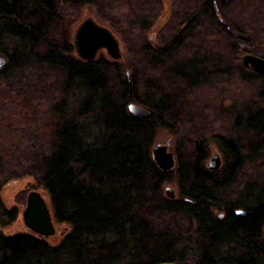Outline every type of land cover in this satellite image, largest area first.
<instances>
[{"label": "trees", "instance_id": "trees-1", "mask_svg": "<svg viewBox=\"0 0 264 264\" xmlns=\"http://www.w3.org/2000/svg\"><path fill=\"white\" fill-rule=\"evenodd\" d=\"M174 1V21L155 48L145 36L158 0H0V193L31 178L55 222L70 228L54 244L0 233V264H264V78L233 63L244 41L219 24L211 0ZM232 3L220 6L224 19L237 36L258 33L245 44L264 60V0ZM96 5L99 22L135 40L123 63L74 56L72 27ZM230 6L245 10L233 16ZM110 10L126 21L106 20ZM211 39L227 43L233 58L188 50ZM126 72L147 119L127 111ZM232 75L250 94L229 109L222 99L211 108L228 118V132L179 136L187 100L200 89L223 93L218 87ZM24 102L45 107L33 110L30 127L11 114ZM161 132L179 136L174 173L151 157ZM211 143L221 155L213 172L206 169ZM170 183L173 201L161 195ZM17 216L0 196V226Z\"/></svg>", "mask_w": 264, "mask_h": 264}, {"label": "rangeland", "instance_id": "rangeland-1", "mask_svg": "<svg viewBox=\"0 0 264 264\" xmlns=\"http://www.w3.org/2000/svg\"><path fill=\"white\" fill-rule=\"evenodd\" d=\"M249 1L253 2V0H249ZM174 2H175L174 0H158V7L156 6L153 8L155 13L152 11L151 16H149V18L153 19V17L155 16L154 17L155 20H154L153 26L150 28L149 32L145 36L146 41L150 44V46L155 47V48L159 46V39L161 38V33L164 32L165 28H169L171 23L174 21V14L172 12V7L174 6ZM230 2L232 3V0H211V5L215 7V10L217 9L220 10L221 5L228 4V3L230 4ZM97 5L95 6L94 9L92 7H85L83 8V10H81L78 23L72 27L71 38L73 37V33L76 30L77 26L84 19L91 18L99 26H102L108 29L113 34L115 40L118 43L119 54H120L119 59L113 60L108 56L105 50H102V51L97 52L95 59L101 56L110 62L123 63L125 60V57L127 55L129 56L128 50L133 49L134 51V49L136 48L135 46L136 43L135 45L133 43L135 40L131 38V35L128 32V29L127 30L125 29L122 35L120 34L118 35L117 33H114L111 27L107 25L104 21L99 22L97 20V16L100 18L102 17L97 8ZM230 7L227 8L226 10L228 11L227 13L232 14L233 16L236 13L237 15H239V13H242L245 10L243 8L238 9V8H232V7L230 8ZM105 15H108L106 20L109 21V20L117 19L118 21H120V24H122L123 19L126 17L125 16L121 19H118L116 15V11H111V12L106 11ZM124 15H125V10H124ZM217 16L219 17L218 18L219 24L225 29V31L228 34L238 37L244 41V43H241L239 45L240 52H237L238 55L233 58V54L230 52L229 49H227V43L226 45H222V41L221 40L217 41V39H214L217 42H214L211 39L212 41H211V44L209 45H204L202 42L201 43L191 42V45L195 46V48H192V49L190 48L188 50L190 51L197 50L199 53H202L203 51H205L204 53L207 52L208 54H215L216 56H218L219 53L224 52V56L227 57L226 58L227 60L233 58L234 59L233 63L238 65L241 69H244L245 71H248V72L255 73L250 68L244 67L241 63L244 57L254 56L253 54H251V48H249L247 44L245 43L247 42V40L249 41V38L251 40L252 39L255 40L254 38H256L257 35H255L254 32L256 31L247 33L245 35L237 36V34H235L236 32L234 28L228 23L227 18L224 19L223 14L222 15L217 14ZM125 21H126V18H125ZM151 36L153 37L152 41L149 40ZM131 46H133V48ZM74 56L78 58L75 51H74ZM223 59H225V57H223ZM231 61L229 62L232 64ZM5 68L6 66L0 68V70H4ZM219 86H220L218 87L219 89L222 88L223 90H225L221 94H219V92L216 90L217 88H214V87H213L214 91H210V92H205L204 91L205 89L203 90L200 89L198 91H195L196 97L193 96L192 98L187 100L188 105H191V107H189L186 113H189L190 117H189V120H187L188 122H185L184 119H181L180 125L178 127L180 129L179 136L186 135V134L189 135L188 132L191 133V131L193 133H197L202 128L203 129L205 128L207 132H213L212 130H216V129L217 130L219 129V131H222V132L227 131L226 127L224 126H227L228 118L223 117L222 115L221 116L213 115L212 109L214 108V106L218 107L217 101L219 99H222L221 104H220L221 107L225 109H229L231 108L232 103L233 104L238 103L239 99L248 98L250 92L246 86L239 84L236 80V77L233 75L227 79L226 83L219 85ZM245 101L246 100H240L239 102L245 103ZM24 104H27V103L24 102ZM202 104H204L205 106L203 107ZM12 107H11L12 108L11 114L16 116L14 117L16 120V123L19 119L21 122L25 123L27 127L31 126L30 120L32 118L33 110L35 109L37 111L39 110V112L40 111L42 112V110L45 108L43 105H41L40 107L38 106L33 107V106H30L29 104H27V106H22V108L17 107V105L16 106L13 105ZM5 114H7V112H5ZM33 117H36V116H33ZM179 136L175 137L174 135L172 136L171 134L168 135L166 132H161L157 135V139L154 142L153 148L156 145H162L165 142L170 141V149L173 154L174 161H176V155H175L174 148L176 146L175 144L177 143V139L179 138ZM209 151H210V158L207 161V163H209L212 160L214 155H218L220 162H221V155L213 143L209 145ZM151 157L153 158L152 155ZM174 171L175 170L173 168L171 170V173H174ZM165 187H167V189H170L173 192V194L176 195V186L174 183L166 184ZM165 187L163 186V189H166ZM30 192L38 193L43 199V201L45 202V204L47 205L51 213L53 227L55 229V235L52 237L43 238V239L49 244H54L58 241V239H61L64 234H68L70 232V228L65 224H58L57 222H55L53 214H52V210L49 204V198L46 192L42 188H40L34 182L33 179L27 178V177L19 179V180L16 179V180L9 182L8 184L4 186V188L2 189L0 193L1 199L5 207L9 209L16 208V210L18 211V216H17L16 221L12 223L11 225H8L5 227L0 226V233L4 235H16V234L31 235V232L24 226L23 221H22V213L26 207L27 196ZM262 235L264 239V228L262 230Z\"/></svg>", "mask_w": 264, "mask_h": 264}, {"label": "water", "instance_id": "water-1", "mask_svg": "<svg viewBox=\"0 0 264 264\" xmlns=\"http://www.w3.org/2000/svg\"><path fill=\"white\" fill-rule=\"evenodd\" d=\"M221 13L219 9L216 10V14L222 15ZM149 40L152 41L153 37L151 36ZM72 44L77 57L83 61H93L97 52L102 50H105L113 60H117L120 57L118 43L113 34L108 29L99 26L91 18L84 19L77 26L73 33ZM241 64L264 77L263 59L255 56H246L243 58ZM5 66L6 61L0 57V68ZM126 78L129 85L127 105L129 115L134 118L147 119L149 117L147 111L132 102V86L129 72H126ZM151 155L156 166L163 172H168L173 169L175 161L170 149V141L162 145H156L152 149ZM220 165L221 162L218 155H214L207 166L209 169L215 170ZM167 192L173 198V192L170 189H167ZM22 221L31 233L39 237L48 238L55 235L51 213L41 196L36 192H30L27 196L26 207L22 213Z\"/></svg>", "mask_w": 264, "mask_h": 264}, {"label": "bare ground", "instance_id": "bare-ground-1", "mask_svg": "<svg viewBox=\"0 0 264 264\" xmlns=\"http://www.w3.org/2000/svg\"><path fill=\"white\" fill-rule=\"evenodd\" d=\"M1 57V56H0ZM153 162H154V160H153ZM207 165H208V163H207ZM206 165V169L208 170V171H210V172H213V171H217L219 168H217V169H209L208 168V166ZM157 167V166H156ZM174 170H176V163H174ZM160 170V169H159ZM161 172H163L162 170H160ZM164 174H169V173H171V171H168V172H163ZM164 187H165V185H164ZM166 189H163L162 188V190H161V195L163 196V198L164 199H166V200H168V201H173V200H175L176 199V195L174 194V196H173V198H172V196H171V194L170 193H168L167 192V187H165ZM235 214L236 215H241V216H244L243 214V212L242 211H240V210H236L235 211Z\"/></svg>", "mask_w": 264, "mask_h": 264}]
</instances>
